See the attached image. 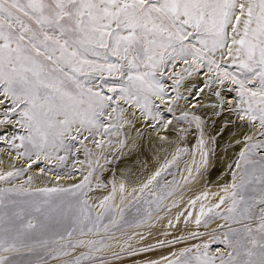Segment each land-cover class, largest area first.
Listing matches in <instances>:
<instances>
[{"label":"snow or ice","instance_id":"snow-or-ice-1","mask_svg":"<svg viewBox=\"0 0 264 264\" xmlns=\"http://www.w3.org/2000/svg\"><path fill=\"white\" fill-rule=\"evenodd\" d=\"M197 107L211 109L214 117L234 115L249 129H258L237 141L243 148L231 184L213 194L216 202L207 209L201 204L194 220L206 229L217 219L224 223L187 237L133 246L134 240L139 245L147 237L134 232L122 239L116 233L150 218L147 213L127 218L141 195L124 207L115 205L113 184L97 208L86 198L91 171L70 187H0V264H17L24 250L48 251V240L34 233L53 226L63 241L56 255L68 257L63 264H108L205 236L200 244L161 261L264 264V0H0V129H17L0 135V152L6 148L12 161L23 162L0 172V182L11 184L34 166L40 173L65 168L81 150L91 156L89 144L101 152L114 145L121 150L135 146L132 133H155L171 143L168 133L174 131L182 145L193 128L199 134L201 160L193 161L198 171L207 165L208 152L205 120ZM184 154L188 149L178 146L163 170ZM76 163L74 159L71 169L55 172L56 179L71 177ZM161 175L156 171L139 189L147 192L145 202L157 207L175 183L161 184ZM31 182L28 176L24 184ZM119 191L124 192L122 183ZM18 202L28 208H10ZM192 216L188 212L185 222ZM169 226L175 227L172 221ZM113 247L120 251L104 255Z\"/></svg>","mask_w":264,"mask_h":264},{"label":"rangeland","instance_id":"rangeland-1","mask_svg":"<svg viewBox=\"0 0 264 264\" xmlns=\"http://www.w3.org/2000/svg\"><path fill=\"white\" fill-rule=\"evenodd\" d=\"M230 95H234V93ZM198 110H195V111L199 113L203 109L198 108ZM208 123L205 122V135L210 130V125ZM184 126L187 127V125H184ZM16 131L17 129L13 127H9L7 129H0V135L10 136ZM171 133H173L172 135L175 134L174 131H171ZM145 134L146 135H144L143 137H136L134 135L135 136L134 139H136V145L138 147H137V150L133 151V153H131V155L128 157H126L125 155L126 148L121 150L118 145H114L111 148L104 149L103 152H101V150L96 149L94 145L89 144L88 147L92 148L93 150L91 156H86L83 150H81L78 156L69 157L65 168H62V169L54 168L53 172H48L46 169L43 174L55 177L54 175L55 172L63 173L66 170L71 169L73 160L75 159L77 163H76V170L73 172V175L71 177L62 175L61 178H64V181H66V179H72V178L74 179L75 177L78 176L79 180L71 183L68 186L66 185L65 187H70L72 184L79 183L83 179L84 176L88 175L90 171L93 172L92 179H91L92 190L88 192L86 198L88 199L90 204L96 206L97 208H98L99 201L103 199V197L109 195V193L112 192L113 184H115L117 187L116 197L114 201L115 205H120L121 207H124V205L127 204L129 201H133L137 195H141V199L139 200V202L134 203L129 208L127 212V218L129 220H132L134 217H138L144 213L150 214V218L148 219L146 223L140 224L139 226L135 224H133L132 226H126L122 230V232H118L116 233V235L117 237H121L122 239H127L128 235L134 232H141L147 237V240L150 238H156V236H153L151 233L158 226V221L160 220V218L164 216L166 213H168L171 209L177 207L178 203L181 202L187 196V193L191 191L190 186H188L190 183H193V181H195L201 175H206L207 177L212 176L215 173V170H213L215 166L212 162L213 156H211L208 137L205 136L206 150L208 152V163L207 165L200 167L199 170L197 171V168L193 164V161L195 160L196 163L198 164L201 160L200 153L197 150V138L199 134L193 128L190 133L192 137H187L186 140L183 141L182 145H180L188 149V154L180 155L179 159L176 160L170 168H168L167 170H163V166L167 165L169 161L172 160V157L176 154L175 152V154L170 159L168 158L164 160L163 163L160 164L157 169V171L158 170L162 171L161 177L158 178L161 184H164L165 182L175 181L172 187L167 189V191L170 192L171 195H168L164 200H162L159 203L158 207L155 204L146 203L145 201L148 199L147 192H145L144 194L139 193L141 182L137 183V180L138 179L141 180L142 178H144L150 166V165H146V162L151 161L150 157L153 155V151H155L156 147H158V143H156L155 141H152L153 139L151 140L150 137H148L147 132ZM112 139L115 140L116 137H112ZM214 139H216V137H212L213 141ZM0 148H4V145H0ZM140 151L141 153H139ZM6 152H7L6 148L3 152H0V160L3 161V163L0 164V172L12 170V167H13V164H12L13 161L9 165L8 168L5 167L7 166V164L4 162L5 161L4 159L8 158ZM137 154H140V155L137 156ZM124 159L128 161L127 166L125 167L123 166L124 163L122 162V160ZM14 163L16 167L23 166V162H14ZM39 167H44V163L41 162ZM49 167H52V166H49ZM35 168L38 170L36 166L33 167V169ZM190 168L192 169L191 176L188 175V171ZM233 171H235V169ZM31 172L32 170L27 172L24 176H21L13 180L11 184L0 182V187H12L14 185L20 186L23 184L24 187H27L30 190H34L37 188H43V187L35 186L34 184L36 182H39L37 180H40L39 183H43L45 182V180L42 179L41 177L36 179L34 177V173H31ZM137 172H139L137 176L135 178H131V176ZM155 172H153L149 177H147L146 181ZM28 176L32 177V182L30 185L24 184V181L27 179ZM231 182L229 184H231ZM121 183L124 185L123 193L119 191V185ZM97 185H100V186L97 187ZM134 189L135 191H133ZM153 191H155V186H153ZM121 196L125 197L124 204H121ZM206 201H208V199ZM189 202L187 204L191 205V203ZM215 202L216 200L211 199L207 203H203L205 205V209H207L208 206H210L211 204ZM223 207L225 206H222V208ZM10 208H13L14 210H19L20 208L27 209L28 205L23 202H18L15 206H10ZM189 209L190 208L187 209V213L192 212L193 216L194 215L196 216L199 213L200 207L197 213H194L193 206L190 211ZM195 216L194 218H191L190 220H188L187 223L185 222V219H184L183 221L184 229L181 230L179 233H177L176 236L167 237V235H165V233L172 234L174 233V230H176L175 229L176 227H170L163 234L158 235L160 236L159 240L163 241V240H172L173 238H176V237H187L192 232H204L211 228H215L218 224L224 223V221L217 219L208 226V229H206L203 224H201L199 227L195 225L194 223ZM58 231H60V229L55 226L49 227L43 233H41L40 230H37L34 233V236H36L37 238L48 240V244L46 245V248L48 249V251H45L44 248H39L35 252H32V253L28 252L27 250H24L17 257V264H37L38 261L40 262V264H63V261L68 259V257L56 255V251L58 250L59 244L63 242V241H59L58 237L56 236V232ZM89 238L98 239V237H95V236L75 237V239H89ZM207 239L208 237L205 236L199 239L183 240L180 243L172 244V245L165 246L162 248H156L154 251L156 250L165 251L161 255L159 261H161L162 257H168L171 259L172 253H179L181 249L190 247L193 244H200L203 240H207ZM143 243H145V241L138 245L137 242L134 240L133 246H142ZM212 247L213 248L222 247V245L213 244ZM77 251L78 252L87 251V249H78ZM113 251L118 252L120 251V249L118 247H113L112 249L107 250L104 253V255L110 256L111 252ZM146 254L148 253H142L138 255L137 257L124 256L120 260L110 259L108 264H133V261H131V259L137 258L135 260L139 261L143 259ZM82 264H88V262L83 261ZM161 264H163V261H161Z\"/></svg>","mask_w":264,"mask_h":264},{"label":"bare ground","instance_id":"bare-ground-1","mask_svg":"<svg viewBox=\"0 0 264 264\" xmlns=\"http://www.w3.org/2000/svg\"><path fill=\"white\" fill-rule=\"evenodd\" d=\"M198 108L195 110H198ZM197 114L202 115L205 122H209L208 124L210 125V130L205 136L208 137V142L210 144L209 146L211 156H213L212 162L215 166L213 170H215V173L210 177L201 175L195 181H193V183H190L188 186H190L191 191L187 193V196L178 203L177 207L171 209L158 221V226L151 233L153 236H156V238H150L145 241V243L155 244L156 241L160 239V236L158 235L163 234L168 230V228H170L169 221H172V224L175 225L176 230H174V233L168 234L167 237L176 236L177 233L183 230V221L187 216V209L190 208L189 211L192 209V205L187 203L195 199L197 196H200L201 199L197 200L195 206L193 207L194 213H197L201 204L207 203L211 199L216 200V197L213 194L222 193L224 185L229 184L232 180V172L235 169V163L238 161L239 152L243 148V143H237V141H243L245 135H254L255 132L258 131V129H249L246 125H243L242 122L238 121L234 115L229 116L226 114L224 117H214L211 115V109H203ZM228 120H230L231 123L225 124V121ZM172 134L173 133L171 132L168 133L169 140L171 141V143H169L160 141L155 133H147L148 137H150L151 140L153 139L152 141L158 143V147H156L155 151H153V155L150 157L151 161L146 162V165L150 166L144 178H142L141 180L138 179L137 183L141 182L140 185L145 183L147 177H149L153 172L157 171L159 165L162 164L164 160L168 158L170 159L175 154L177 147L180 145H178L175 140L176 133L174 135ZM134 135L135 133L131 134L130 140L135 137ZM187 137H192V135L189 134ZM212 137H216V139H214L213 141ZM137 147L138 146L135 144V146L130 145L128 148H126V157L130 156L133 151H136ZM139 153H141V151ZM139 155L140 154H137V156ZM8 158L4 159V162L7 164V166L5 167L7 168L12 163V160ZM122 162L124 163V167L127 166L128 161L126 159L122 160ZM31 173H34V177L36 179L41 177L45 180V182L43 183H39L40 180H37L39 182H36L34 184L35 186L43 188L55 186L65 187L66 185L68 186L71 183L79 180L78 176L74 179H66V181H64V178H60L59 180H57L54 176H48L46 174L40 173L36 168L32 169ZM138 173L139 172L132 175L131 178H135ZM205 194H207L208 201L203 198ZM177 216H179L180 218L179 223H177L176 221ZM194 216L192 218H194ZM164 252V250L149 252L144 256L143 259H152L159 261L161 255ZM135 259H131V261Z\"/></svg>","mask_w":264,"mask_h":264}]
</instances>
